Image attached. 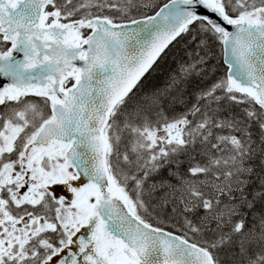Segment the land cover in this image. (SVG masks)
Instances as JSON below:
<instances>
[{
	"label": "snow or ice",
	"instance_id": "6c2138e0",
	"mask_svg": "<svg viewBox=\"0 0 264 264\" xmlns=\"http://www.w3.org/2000/svg\"><path fill=\"white\" fill-rule=\"evenodd\" d=\"M0 264H264V0H0Z\"/></svg>",
	"mask_w": 264,
	"mask_h": 264
}]
</instances>
